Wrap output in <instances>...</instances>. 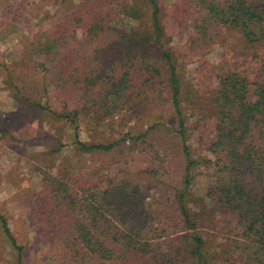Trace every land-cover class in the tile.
<instances>
[{
    "label": "trees",
    "instance_id": "trees-1",
    "mask_svg": "<svg viewBox=\"0 0 264 264\" xmlns=\"http://www.w3.org/2000/svg\"><path fill=\"white\" fill-rule=\"evenodd\" d=\"M171 7L161 0H58L43 14L28 9L36 27L28 21L22 57L50 83L60 114L76 127L80 153H129L134 143L124 147L126 137L139 140L146 132L89 144L79 139L78 123L136 114L151 95L167 93L188 159L175 203L166 207H175L171 215L141 184L121 176L112 159L104 168L57 173L47 161L57 150L38 154L33 171L42 176L40 187L11 182L51 264H264V0H174ZM225 29L260 46L254 76L229 66L202 96L182 76L186 60L179 52L202 59ZM5 70V89L43 107L25 94L23 80L22 86L13 81L10 67ZM191 111L204 152L198 158L188 143ZM8 117L0 112V122ZM8 130L0 128V136H11ZM198 166L212 178L204 196L195 192ZM0 225L16 264H25V245L5 216Z\"/></svg>",
    "mask_w": 264,
    "mask_h": 264
},
{
    "label": "rangeland",
    "instance_id": "rangeland-1",
    "mask_svg": "<svg viewBox=\"0 0 264 264\" xmlns=\"http://www.w3.org/2000/svg\"><path fill=\"white\" fill-rule=\"evenodd\" d=\"M56 1L58 0H0V112L9 116L4 122H0V128L9 129L8 132L12 133L5 138L0 136V216L7 218L18 242L25 245V264H51L45 258V249L39 247L34 240V232L28 220L29 212L21 206L11 182L13 178H18L20 183L32 189L40 187L42 176L33 171L38 154L57 150L54 155L46 157L48 165L51 166L54 162L55 166L51 170L57 173L104 168L105 163L112 159L115 161L114 166L120 169L121 176H127L141 184L145 193L150 196L149 200L166 210L167 206L175 203L177 189L182 184L188 162L183 142L176 131L177 118L167 93L151 95L136 114H123L100 123L93 119H81L78 123L79 139L89 144L113 142L122 139L127 133L138 136L146 132L139 140L126 137L124 147L134 143L129 153L114 151L109 154H87L77 150L75 125L60 114L62 110L59 102L53 97L50 83L44 81L42 70H36L31 62L22 57L23 39L30 35L31 29L27 25L31 21L36 22V18L31 20L29 17L28 9L34 11V15L43 14L53 10ZM161 2L172 8L174 0ZM172 23L173 20L169 25L172 26ZM35 24L32 29L36 27ZM168 33L172 35L171 28ZM187 38L188 35L185 34L184 39ZM182 46L183 43L180 51ZM259 49V45H246L237 33L225 29L219 42L204 58L186 59V53L179 52L180 59L186 60L182 76L197 93L208 96L218 85L217 71L232 66L233 69L253 77L257 67L253 53ZM7 66L15 74L13 81L22 86L20 81L23 80L25 94L43 107L30 106L26 99L18 101L16 93L4 88L10 77L5 70ZM46 87L49 92L44 90ZM186 115L188 131H194L188 143L192 157L198 158L204 152L199 141V130L194 129L196 115L192 111ZM155 124L158 127L151 130L150 127ZM192 126L193 129H190ZM207 171L209 170L204 166H198L195 170V192L198 196H204L212 183ZM168 212L171 215L175 213V207ZM219 220L221 228L226 227L227 219L222 217ZM220 229L216 226L213 232L216 233L214 241L221 246L223 236ZM0 264H16L14 250L3 235L1 225Z\"/></svg>",
    "mask_w": 264,
    "mask_h": 264
}]
</instances>
